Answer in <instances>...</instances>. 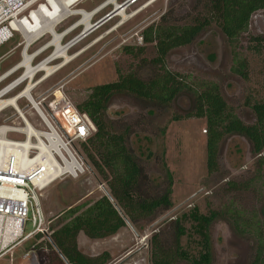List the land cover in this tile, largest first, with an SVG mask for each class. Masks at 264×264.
I'll return each mask as SVG.
<instances>
[{
  "label": "rangeland",
  "instance_id": "374dc122",
  "mask_svg": "<svg viewBox=\"0 0 264 264\" xmlns=\"http://www.w3.org/2000/svg\"><path fill=\"white\" fill-rule=\"evenodd\" d=\"M103 1L105 0L81 1L73 7V12L81 9L90 12ZM111 10L112 7H108L95 15L92 23ZM169 11H172L174 20L179 24L190 23L200 13V10L195 9V0H158L111 31L119 20L118 17L114 18L70 48L68 55L74 58L40 84L32 94L33 98L54 87L98 52L99 55L93 61L63 86L65 96L75 106L87 98L90 88L116 82L119 74L135 73L145 80L150 78L152 68L143 66L142 59L149 61L154 58L155 50L152 45H145L143 41L139 44L137 37H141L143 29L152 23H158L160 17ZM79 20V16L70 17L57 25L55 31L60 33L66 25L71 26ZM81 31L82 27H79L71 32L66 37V40L70 39L67 43ZM260 36H264V10L252 15L247 31L234 41H228L217 25L212 23L192 44L170 51L165 67L180 75L196 91L208 83L217 84L227 105L243 123L250 125L255 120L250 106L254 102H264V42L253 41ZM45 37L34 43L29 51L33 52L44 46L46 41H51L50 35L46 34ZM66 40L62 42L63 45ZM19 42L20 38L15 36L0 47V74L20 61L21 48H17ZM126 46L145 47L144 54L135 59L123 52ZM53 51L52 47L48 48L34 60V64ZM62 62V59H56L52 66L56 67ZM240 62L245 64L246 79L233 71L238 69ZM20 73L18 71L13 77ZM41 75L38 74L36 80ZM6 83L8 81L0 85V88ZM55 94L59 97L61 93L57 89ZM190 104L191 98L187 94L179 96L166 109L156 108L130 96L117 95L110 100L106 111L108 120L117 132L125 127L130 128L128 146L139 159L147 177L156 184H161L164 180L161 158L164 161L173 180L172 210L177 209L168 216L169 212H161L155 220L135 225L126 224L114 236L105 239L93 240L80 233L77 237L80 252L92 257L108 252L111 258L108 264H151L149 239L161 232L168 246H171L168 238L172 230L168 226L169 221L187 216L183 218L185 234L181 238V246L191 258H198L201 253V238L195 232L196 222L190 218L192 213L207 216L211 210L231 208L240 211L245 218L253 216L264 221V165H258V160L264 159V151L256 156L245 138L226 136L219 145L218 171L208 174L205 119L172 120L174 116H184ZM26 118L33 126L43 129L33 112L26 113ZM1 120L0 118V124ZM81 144L75 143L74 147L85 160ZM232 180L241 185L249 183L248 189L227 192V182ZM106 190L105 180L91 169L78 179L58 180L44 189L39 200L46 216V235L64 223L62 215L68 209L82 203L91 204L103 197ZM30 229V223H26L25 233ZM209 235L211 264H249L255 248L251 236L238 235L224 219L211 224ZM43 240L44 235L37 241L31 238L10 247L0 259V264H37L31 247ZM176 264L187 263L180 261Z\"/></svg>",
  "mask_w": 264,
  "mask_h": 264
},
{
  "label": "trees",
  "instance_id": "16d2710c",
  "mask_svg": "<svg viewBox=\"0 0 264 264\" xmlns=\"http://www.w3.org/2000/svg\"><path fill=\"white\" fill-rule=\"evenodd\" d=\"M195 9L200 10L199 17L190 23H177L169 11L160 17L158 23L142 30L143 43L152 45L155 50L154 58L149 61L142 59L143 66L152 68L150 78L145 80L135 73L119 74L116 82L90 88L87 98L76 105L95 127L94 134L81 144L85 162L89 169L105 180L107 190L103 197L91 204L82 203L68 209L62 215L64 223L44 235L43 241L32 245L37 264H108L111 260L108 252L92 257L79 251L77 237L80 233L93 240L105 239L114 236L126 224L153 220L157 214L170 213L173 208L172 175L162 158L164 180L156 184L147 177L139 159L128 146L130 128L117 132L108 120L106 111L114 96H130L166 109L179 96L189 95L191 104L188 111L172 120L205 119L208 174L218 171L219 145L226 136L243 137L254 155L263 153L264 102H254L250 106L255 120L253 124H245L227 105L217 84L208 83L199 91L191 89L180 75L166 69L165 61L170 51L192 44L212 23L228 41L236 40L247 31L252 15L264 10V0H195ZM253 41L262 43L264 36L255 37ZM144 51L145 47L123 48L125 54L135 59ZM244 70L243 62L237 70L233 69L246 79ZM258 165L262 167L264 159H259ZM226 186L227 192L232 193L246 191L249 183L241 185L232 180ZM183 218L187 216L177 217L168 223L172 229L168 237L171 246L161 232L149 239L151 264H176L180 261L211 264L209 228L221 219L227 220L238 235L251 236L254 240L255 248L249 264H264V221L253 216L245 218L240 211L231 208L211 210L207 216L192 213L190 218L196 222L195 232L201 238V253L198 258H191L181 246V238L185 234ZM40 238L41 234L34 237L36 241Z\"/></svg>",
  "mask_w": 264,
  "mask_h": 264
},
{
  "label": "built area",
  "instance_id": "2783aa9c",
  "mask_svg": "<svg viewBox=\"0 0 264 264\" xmlns=\"http://www.w3.org/2000/svg\"><path fill=\"white\" fill-rule=\"evenodd\" d=\"M81 1L84 0H78L75 4ZM109 1L105 0L93 9L102 8V12L112 7L94 25L105 19L104 25L116 17L119 18L116 23L118 25L123 18L115 16L117 10L128 18L127 22L158 0ZM41 6L48 9L47 0H0V47L18 36L20 42L17 48H21L20 61L0 74V85L8 81L0 88V259L10 247L34 238L37 234L48 233L46 216L39 200L44 189L58 180L78 179L89 171L87 163L74 145L85 142L94 134L92 122L65 96L64 85L55 89L60 91L59 97H56L54 90L33 98L32 94L38 86L54 73L41 82L46 76L45 71L25 77L27 66L36 68L45 64L53 67L48 62L51 54L34 64V60L47 50L43 51L50 42L30 52V47L40 39L31 43L30 37L20 30L21 23L30 24L33 13H37ZM112 12L114 15L110 16ZM69 34L63 36L61 42ZM81 34L82 31L72 41L80 38ZM133 36L137 37V34ZM137 40L142 44V37H137ZM18 71L21 73L13 77ZM38 74L42 75L36 80ZM12 93V96L6 97ZM28 112L35 114L43 129L33 126L27 120ZM26 223H30L31 227L27 233L24 231Z\"/></svg>",
  "mask_w": 264,
  "mask_h": 264
},
{
  "label": "bare ground",
  "instance_id": "6f19581e",
  "mask_svg": "<svg viewBox=\"0 0 264 264\" xmlns=\"http://www.w3.org/2000/svg\"><path fill=\"white\" fill-rule=\"evenodd\" d=\"M76 1L78 0H47V4L49 6L48 9L46 7L41 6L37 13H33V18H31L32 22H30V24L26 22L21 23L20 30L25 35L30 37L31 43L38 41L42 36L46 34L51 36L50 43L43 49V51L50 47L54 49L53 53L49 57L48 62L52 63L56 59L63 60V62L56 67H49L45 64H41L36 68H34L33 66L32 68L27 66V72L25 77H30L34 72L45 71L46 76H44V78L39 81L41 82L43 81V79L47 78L51 73H55L56 71L60 70L74 58L68 55V51L70 50V48L77 44L80 39L86 38L88 35H90L93 31L96 30L95 25L92 23V19L96 14L101 11L102 8L95 9L90 12H84L82 10H77L73 12V7L77 6L75 4ZM113 1L114 0H110L109 3H112ZM118 11L119 10H117V12L115 11V16H122L123 19L111 31L118 28L128 19L125 15ZM73 16L80 17V20L77 24L67 29L63 34H59L55 31L57 25H61L63 22ZM77 26L82 27V36L76 40L69 42L68 44L63 45L61 42V38L71 33V31Z\"/></svg>",
  "mask_w": 264,
  "mask_h": 264
},
{
  "label": "water",
  "instance_id": "95a60500",
  "mask_svg": "<svg viewBox=\"0 0 264 264\" xmlns=\"http://www.w3.org/2000/svg\"><path fill=\"white\" fill-rule=\"evenodd\" d=\"M114 15V12L111 13L110 16ZM106 20L103 19V20H100L99 22H97L95 24V28H97L98 26L102 25ZM45 48V47H44ZM100 52H98L95 56H93L90 60L86 61L83 65H81L80 67H78L75 71H73L71 74H69L68 76H66L64 79H62L59 83H57L54 87H52L51 89H49L47 91V93H50L52 91H54L56 88H58L59 86L61 85H64L66 82H68L71 78H73L79 71H81V69H83L85 66H87L91 61H93L98 55H99ZM191 199V198H190ZM189 199V200H190ZM187 200V201H189ZM186 201V202H187ZM185 203V202H184ZM183 203V204H184ZM182 204V205H183ZM181 206V205H180ZM177 208L173 209L172 211H170V213H168L166 216H168L169 214H171L172 212H174ZM165 218V216H164Z\"/></svg>",
  "mask_w": 264,
  "mask_h": 264
},
{
  "label": "flooded vegetation",
  "instance_id": "af4514ba",
  "mask_svg": "<svg viewBox=\"0 0 264 264\" xmlns=\"http://www.w3.org/2000/svg\"><path fill=\"white\" fill-rule=\"evenodd\" d=\"M74 23H75V22H74ZM69 25H70V24H69ZM69 25H66V26L61 30V32H63L64 30H66V29L69 27ZM61 32H60V33H61ZM66 37H67V36H66ZM66 37L64 38V40H66ZM43 38H44V37H43ZM43 38H42L41 40H43ZM45 38H46V37H45ZM64 40H63V41H64ZM68 40H70V39H67L65 42L67 43ZM39 41H40V40H39ZM46 42H48V41H46ZM231 228H232V227H231ZM232 229H233V228H232Z\"/></svg>",
  "mask_w": 264,
  "mask_h": 264
},
{
  "label": "crops",
  "instance_id": "0c3cea01",
  "mask_svg": "<svg viewBox=\"0 0 264 264\" xmlns=\"http://www.w3.org/2000/svg\"><path fill=\"white\" fill-rule=\"evenodd\" d=\"M46 35H44V36H42L41 38H40V40L43 38V37H45Z\"/></svg>",
  "mask_w": 264,
  "mask_h": 264
},
{
  "label": "snow or ice",
  "instance_id": "6c2138e0",
  "mask_svg": "<svg viewBox=\"0 0 264 264\" xmlns=\"http://www.w3.org/2000/svg\"><path fill=\"white\" fill-rule=\"evenodd\" d=\"M81 131H83V130H81Z\"/></svg>",
  "mask_w": 264,
  "mask_h": 264
}]
</instances>
